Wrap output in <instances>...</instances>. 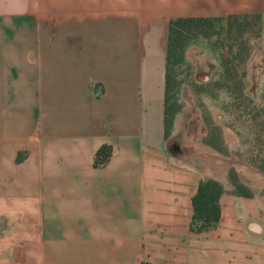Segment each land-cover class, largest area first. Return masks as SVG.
<instances>
[{"label":"crops","instance_id":"obj_1","mask_svg":"<svg viewBox=\"0 0 264 264\" xmlns=\"http://www.w3.org/2000/svg\"><path fill=\"white\" fill-rule=\"evenodd\" d=\"M245 13L264 78V0H0V264H264V186L230 192L237 158L164 127L169 21ZM203 177L225 191L196 232Z\"/></svg>","mask_w":264,"mask_h":264},{"label":"rangeland","instance_id":"obj_2","mask_svg":"<svg viewBox=\"0 0 264 264\" xmlns=\"http://www.w3.org/2000/svg\"><path fill=\"white\" fill-rule=\"evenodd\" d=\"M246 21L248 29H252L254 33L256 28L252 24L258 20L251 17ZM213 29L216 34L207 39L194 38L186 48L185 63L174 67L181 84L177 92L178 111L169 132V148L181 156L191 157L193 153H197L194 143L206 144V139L211 140L220 147V150H217L211 146L214 150L226 158L238 159H233L237 160L236 162L228 160L227 165L240 183L262 187L263 74L258 69L259 64L251 62L250 55L239 66L233 60L229 63L228 70L224 71L221 62L231 56L223 46V43H226L225 34L219 24L214 23ZM219 32H222L221 35ZM252 33L247 32L243 36L249 40L251 48L252 40H255L251 37ZM227 130L232 132L228 131L226 134ZM196 157L205 158L202 154ZM209 167L213 168L211 164ZM244 186L250 190L248 186ZM260 192L264 193V189Z\"/></svg>","mask_w":264,"mask_h":264},{"label":"trees","instance_id":"obj_3","mask_svg":"<svg viewBox=\"0 0 264 264\" xmlns=\"http://www.w3.org/2000/svg\"><path fill=\"white\" fill-rule=\"evenodd\" d=\"M253 17L257 23L256 28L248 29L247 21ZM214 23L219 24L225 34L226 43H223L231 57L221 62L224 71L229 68V63L235 60L238 66L243 64L251 53V44L243 36L251 32V37H260L263 31V22L260 14H230L225 17L183 16L169 21L165 65V97H164V127L165 138L168 141L169 132L178 111L177 92L181 81L177 79L174 67L185 63V51L194 38L207 39L216 33L213 31ZM222 33V32H221ZM219 32L218 34L221 35ZM236 50H235V49ZM235 50V51H234ZM205 143L220 150L217 143L205 140ZM112 154L111 145L104 144L99 147L94 155L93 165H105ZM229 191L236 195L251 196L252 192L239 182L233 170H228ZM225 191L221 181L203 177L198 182L196 193L192 197L193 214L190 220V229L201 232L214 228L220 218L218 199Z\"/></svg>","mask_w":264,"mask_h":264},{"label":"bare ground","instance_id":"obj_4","mask_svg":"<svg viewBox=\"0 0 264 264\" xmlns=\"http://www.w3.org/2000/svg\"><path fill=\"white\" fill-rule=\"evenodd\" d=\"M228 162H229V161H227V163H226V164H229ZM232 162H233V161H232Z\"/></svg>","mask_w":264,"mask_h":264}]
</instances>
